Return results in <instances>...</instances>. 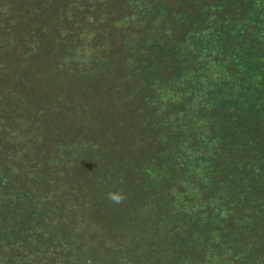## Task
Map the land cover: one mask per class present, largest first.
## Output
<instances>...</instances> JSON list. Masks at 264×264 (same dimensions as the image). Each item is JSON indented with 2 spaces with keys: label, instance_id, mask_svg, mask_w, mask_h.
<instances>
[{
  "label": "trees",
  "instance_id": "16d2710c",
  "mask_svg": "<svg viewBox=\"0 0 264 264\" xmlns=\"http://www.w3.org/2000/svg\"><path fill=\"white\" fill-rule=\"evenodd\" d=\"M0 264H264V0H0Z\"/></svg>",
  "mask_w": 264,
  "mask_h": 264
},
{
  "label": "clouds",
  "instance_id": "9594fccd",
  "mask_svg": "<svg viewBox=\"0 0 264 264\" xmlns=\"http://www.w3.org/2000/svg\"><path fill=\"white\" fill-rule=\"evenodd\" d=\"M108 199H110L114 203H121L122 200H123V196L122 195H116V194H113V193H109L108 194Z\"/></svg>",
  "mask_w": 264,
  "mask_h": 264
}]
</instances>
